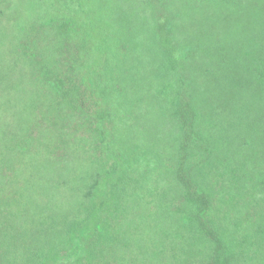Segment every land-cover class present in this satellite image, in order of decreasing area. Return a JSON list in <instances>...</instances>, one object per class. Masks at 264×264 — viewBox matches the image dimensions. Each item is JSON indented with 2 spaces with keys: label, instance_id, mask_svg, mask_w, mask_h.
Returning a JSON list of instances; mask_svg holds the SVG:
<instances>
[{
  "label": "trees",
  "instance_id": "16d2710c",
  "mask_svg": "<svg viewBox=\"0 0 264 264\" xmlns=\"http://www.w3.org/2000/svg\"><path fill=\"white\" fill-rule=\"evenodd\" d=\"M55 2L62 3L66 10L58 11L47 24L34 23L17 34L21 50L18 48V53L28 66V71L18 77L30 78L31 84L36 81L35 87L44 88L47 98L31 95L29 103L18 112L23 123L21 133L13 134L10 139L6 137L9 124H4L1 118L9 117L11 106H0V264H264V138L260 136L264 63L261 61L258 67L256 62L263 55L251 61L253 64L245 62L250 68L248 72L246 69L240 74L228 71L215 76L210 84L204 71L211 66L222 71L215 64L216 60L221 61L217 52L220 46L207 45L205 29H194L179 22L133 27L130 32L134 36L140 32L144 43L133 40L129 51L122 52L121 40L98 16L100 11L95 9V0ZM242 28L245 30V26ZM254 30L264 35V27L256 23L250 26L249 33ZM249 33L239 31L231 35L238 44L245 42L243 38H252ZM49 41L56 45H47ZM65 42H73L82 54L91 57L88 60L92 69L85 76L92 82L91 99L97 95L100 100L94 102L97 107L93 116L98 120L97 131L105 145L101 154L111 158V167L100 165L101 154L90 157L95 162L91 165L93 169L86 162L80 164L69 159L65 170L60 171L57 161L51 159L55 147L62 143L69 145L73 140L76 132L66 129V121L82 109L81 88L72 76L75 68L64 64L66 73L56 58ZM141 49L154 56L156 66L152 67V75L147 74L149 81L145 76L139 81L135 71L131 74L137 89L134 95L139 94L137 98L142 96L143 100L129 105L126 101L124 106L122 93L115 94L110 82H118L119 77L125 79L122 69L123 65L131 64L129 53ZM229 62L225 60L226 69L238 70L239 61L235 65H228ZM243 81H247V88L239 85ZM256 84L261 92L258 97L252 90ZM170 86L175 91L172 89L168 98ZM152 90L158 94L153 95ZM150 98L155 101H149ZM37 101L42 105H33ZM146 101L150 108L143 116L153 117L156 134L162 131L160 139L167 136L170 146L159 145L156 162L151 166L167 168L163 175L183 203L176 212L178 215H167L164 211L140 215V221L139 217L136 220L139 224L133 230V221H129L134 219L130 215L131 203H137V198L131 194L144 183L148 171L143 169V176L139 177L137 167L132 164L144 153L130 159L129 129L116 137L105 125L109 122L124 128L127 115L137 109L144 112L147 108L141 105ZM119 116L123 123L118 120ZM161 125L165 126L164 130H160ZM42 134L48 150L42 151V158H38L40 151L35 155L33 143ZM237 135L240 139L233 140ZM244 137L251 140L250 158H257L261 168H249L251 161L239 162V157H233L223 164V174L225 177L231 173L233 181L244 186V173L254 171L259 175H255L257 187L246 188L247 195L241 191L237 200H233L235 197L230 192L219 196L215 188L220 182L216 176L219 171L213 167L216 163L203 156V166L199 167L195 151L198 147L209 154L218 150L223 157L235 152ZM117 147L123 154H117ZM79 149L76 145L74 150ZM43 158L44 164H41ZM25 162L28 165L24 167ZM99 178H103V183ZM65 183L68 184L65 186ZM87 187L90 194L97 193L99 202L96 193L93 196L88 193L84 201L86 210L79 209L82 215H70L76 204L80 205L81 192ZM60 192L71 197L65 203L52 202Z\"/></svg>",
  "mask_w": 264,
  "mask_h": 264
},
{
  "label": "rangeland",
  "instance_id": "374dc122",
  "mask_svg": "<svg viewBox=\"0 0 264 264\" xmlns=\"http://www.w3.org/2000/svg\"><path fill=\"white\" fill-rule=\"evenodd\" d=\"M95 6H97L95 9L100 11L98 16L102 19L103 24L110 26L112 29L110 31L114 33L116 38L121 40L122 43L120 45H123L122 52L129 51L128 48H130V44L133 40L136 42L141 41L140 43L145 40L142 39V34L140 32L137 31L135 36L130 32L133 27L141 28L143 25L154 26L162 22L167 24L179 22L183 26H190L194 29H205L203 32H205L207 36V45L212 47L220 46L217 48V52L219 54L218 58L221 57V61L216 60L215 64L217 68H222L221 72L214 66L209 67L210 70L204 71L208 76L206 80H209L210 84L215 76L219 77V74H226L228 71L233 73L237 71L236 73L240 74V72L242 73V71L246 69L245 72H248L250 68L246 66L247 63L245 64V62L250 61V63L253 64L261 55H263L261 59L256 61L258 63L257 66L259 67L261 61L264 63V35L257 30L249 33L250 26L254 23L258 24L260 27H264V0H124V3H121L119 0H95ZM65 10L66 6H63L62 3L58 4L55 0H0V106L6 108L11 106L9 107L10 112L7 114L9 117L6 118V116H3L1 118L4 124H9L10 130L6 136L8 139L12 138L13 134L21 133L23 123H21L18 112L26 102L29 103L31 95L33 94L36 98H41L45 95V98H47L44 88L35 87L37 85L36 81L31 84L30 78L18 77L28 71V66L25 64L22 58L23 56L18 53L17 49L19 48L20 50V40L17 34L23 29L25 31L28 30L34 23L47 24L49 19L58 11L62 12ZM171 15L175 17L171 19ZM242 26H245V30H243ZM211 30H213V34H211ZM239 31L242 34L244 32L249 33V37L251 34L252 38H243L242 40H245V42L237 44L236 37L231 35V33L237 35ZM215 42H218V44L215 45ZM49 43L50 44L47 45H56L51 41H49ZM78 49V46L73 44V42H65L62 52H58L56 55L59 65L63 66L66 73H68V69L64 67V64L68 67L71 66L75 68V71H72L74 74L72 75L73 80L79 84L81 88L80 93H82L80 96L81 111L77 110L75 115H72V117L66 121V129H70L72 132L75 131L76 135L74 134V136H72L73 140L69 141V145L62 143L58 147H55L53 150L54 153L51 155V159L57 161L56 165L59 166L60 171L61 169L65 170L67 166L66 163L69 159H73L75 163L79 162L80 164L86 162L88 163V167L92 168L91 165H95V162L93 159L91 160L90 157L100 155L105 149L104 142L100 140V133L97 131L98 120L93 116L96 106L94 102L100 100L97 95H94V98L91 99L89 88L92 87V82L86 80L85 76L86 73L92 69L91 60H88L91 57L82 54ZM136 53H139L137 54L139 56L137 58L135 55ZM146 53L147 51L142 49L136 52L131 51L129 53L131 64L123 65L124 67L122 69L126 75H129L128 79L126 75L122 74L125 79L119 77L117 79V81L119 80L118 82L115 80H111L110 82L115 94L117 92L122 93V103L124 106H126L124 104L126 101L129 105L141 103L143 100L142 96L137 98L139 94L134 95L137 89H135L133 80L130 77L135 71L139 81H141V79L144 80V76L145 79L149 81V76L147 74H151L152 67L156 66V62L154 61L153 55L150 56ZM225 60H230V62L227 63L228 65H235V62L239 61L240 65L236 64L238 70H235L233 67L226 69ZM243 64H245V66L241 67ZM258 69L259 68H257V70ZM245 72L243 74H245ZM91 75L93 74H90V76ZM108 79L110 81L111 78L108 77ZM239 85L242 88H247L248 83L247 81H243ZM257 85L258 84H256L252 90L254 89V91H256V96L258 97V94L261 92L260 87ZM211 87L216 88L215 86ZM172 89L174 92V87L170 86L168 98L172 95ZM154 91L155 90H152L151 92L153 95L158 94V91ZM226 94L229 93L227 92L224 95ZM225 98L226 100L228 99V97ZM149 101L155 100L150 98ZM147 102L148 101L141 105L143 109L147 108L144 112L142 111L143 114L141 110L137 109L135 112H132V114L127 115L128 120L125 121L124 128L117 124L111 125L109 122H106L105 125V128L109 127L113 136L116 137H119L118 135H121L123 131L129 129L131 132L130 139L132 148H129L127 151L130 159H134L140 152L144 153L138 155L135 164L134 161L132 164L133 167H137L136 174H138L139 177L143 176V169L148 171V173L144 175V183L141 182L139 186L135 187V194H131L132 198H137V203H131L133 210L130 215L134 219L129 221H133V230L136 229L139 224L136 220L137 217H139L140 221V215H157L156 213L161 211H164L167 215H178L176 212L183 203L180 196L173 192L166 176L163 175V171L167 168L162 170L158 165L151 166V164L154 165L156 162L157 157L155 153L160 149L159 145H164L168 148H170V146L167 136L160 139L162 131H160L158 135L156 134V124L152 122L153 117L146 118L143 116L147 114L150 108ZM240 103L243 104V101H240ZM39 104L42 105V102L37 101L33 103L35 106ZM102 106L103 104L100 107ZM88 108L91 110L89 113L87 111ZM262 108H264V106ZM118 120L123 123L122 117L119 116ZM261 120L260 136L264 138V112ZM40 121L41 123L43 122V125L46 124L41 118ZM161 126L162 128H160V130H164L165 126ZM237 139H240L239 135L235 136L233 140ZM44 141V135L42 134L39 135L37 140L33 143L35 155L40 151L38 158H42V151L47 152L48 150V147H45L46 142ZM239 143L241 144L238 145L235 152L231 151L223 157L220 156L218 150H214L209 154V152L204 153L202 148L198 147L195 151L196 155L199 157L197 158L200 163L199 167L203 166V156L208 161H213V164L216 163L213 167L219 171L216 176L220 181L216 183L217 185L215 187L217 192H219L217 194L220 196L221 193L230 192V194L235 197L233 200H237V194L241 191L247 195V189H251L254 186L257 187L258 180L255 179V175H259L254 171L251 173H244L246 183L243 186L240 182L233 181V175L231 173H228L224 177L223 171H225V167H222L223 164H226V161L231 160L233 157H239V162H244V160L247 159L253 163L249 168H254L255 170L261 168L257 158H250L248 153L249 145H251L250 138L244 137ZM246 144H248V146H245ZM76 145L80 149L75 152L74 149ZM116 152L118 155L120 152L123 154V151L119 150L118 147ZM167 152H171V150L168 149ZM164 156L166 157L167 154L164 153ZM262 156L264 158V150ZM99 159L101 160L100 165H102L103 168H108L113 165L111 158L106 157L104 153L101 154ZM192 159L195 160V156H192ZM41 164H44V158ZM27 165L26 162L23 164L24 167ZM31 165L32 163L29 164V166ZM81 174L82 173L79 174V177ZM207 174L213 178V180L216 179L208 170ZM102 177H105V173H102ZM99 179L101 183L103 178ZM60 182L61 184L63 183L62 181ZM67 184L65 183V186ZM12 192L14 191H11V193ZM88 193L90 194V191L87 187L86 190L81 192L80 205L76 204L75 211L69 213L70 215H82L79 209L83 207V209L86 210L84 201L87 200ZM93 193L96 192H92L90 195L93 196ZM70 197L69 193L60 192L59 197L55 195V199H52V202L65 203L64 201ZM96 198L97 202H99L97 193ZM214 207L216 208L215 203ZM69 210H71V208H69ZM149 224L152 230L154 227L153 220H151ZM142 230H144V226H142L141 231ZM135 239H137V236L134 237V240ZM134 243L135 246H137L136 240Z\"/></svg>",
  "mask_w": 264,
  "mask_h": 264
}]
</instances>
